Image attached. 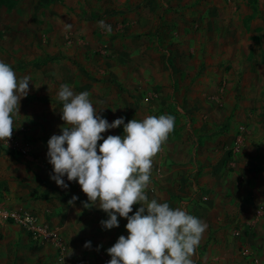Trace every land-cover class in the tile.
<instances>
[{
	"label": "rangeland",
	"instance_id": "1",
	"mask_svg": "<svg viewBox=\"0 0 264 264\" xmlns=\"http://www.w3.org/2000/svg\"><path fill=\"white\" fill-rule=\"evenodd\" d=\"M172 2L177 3V8H171ZM259 2L264 0H0V61L10 65L18 78H31L29 94L20 101V115L14 117L11 139L19 140L20 148L25 145L32 149L31 157L34 156L28 162L24 154L9 148L6 140L0 141V152L25 171L31 169L29 163L35 165L30 179L22 182L40 185L32 193H36V199H50L64 210L73 196L78 197L72 205L77 208L76 216L83 217L78 221L85 222L87 228L80 243L91 242L97 248L76 255L69 252L63 234L54 226L64 251L59 260L60 254L55 250L53 264H67V253L77 264H108L111 257L107 250L121 235H128L127 220L120 217L118 228H102L100 222L108 219L107 214L98 206L84 207L88 198L78 182H69L65 176L68 188L64 189L50 179L53 167L47 157L48 141L53 135H60L64 125L62 102L57 98L62 84L69 85L75 94L89 92L95 110L109 124L121 117L127 124L134 118L173 116L175 129L153 161L151 183L146 190L149 201L168 202L170 207L183 208L206 223L207 229L192 257L194 264H261L256 257L259 249L253 244L255 237L242 239L249 233L242 229L252 228L253 214L245 222L247 214L240 216L237 196L230 198L231 192L224 191L229 181H238L225 173L232 168L221 170L220 178L214 181L210 173L200 178L199 163L193 166L195 151L200 147L192 139L195 119L199 125L211 123L219 127L216 115L225 97L229 95L231 117L236 109L233 102L246 97L232 88L225 89V79L217 72L226 74L232 66L228 60L218 59L219 55L212 58L211 52L222 54L229 39L235 41L244 28L247 32L246 22L239 21L238 26V21L227 17L225 11L230 7L233 11L237 4L253 8ZM231 3H235V8ZM209 5L222 7L210 21ZM148 7L152 12L167 9L165 23L160 26L159 15L150 19ZM226 19L235 20L236 24L228 29ZM100 21L110 25L111 31L102 28ZM241 24L245 27L237 30ZM250 34L254 35L253 30ZM45 57L54 59L42 65H27ZM18 64L26 66L20 68ZM211 101H215L213 108L208 105ZM199 112L205 113L197 116ZM230 128L228 122L223 126L226 131ZM242 132L243 128L238 127L234 133L232 153L239 151L233 152L238 141V149L241 148ZM109 135L122 137L123 125L102 134L105 139ZM35 144L40 149H35ZM179 152L182 161L188 154V164L176 163ZM1 184L0 192H6L7 184ZM139 207L134 205L130 215ZM44 215L50 219L53 214Z\"/></svg>",
	"mask_w": 264,
	"mask_h": 264
},
{
	"label": "clouds",
	"instance_id": "2",
	"mask_svg": "<svg viewBox=\"0 0 264 264\" xmlns=\"http://www.w3.org/2000/svg\"><path fill=\"white\" fill-rule=\"evenodd\" d=\"M99 25L111 31L104 21ZM30 79L18 78L10 65L0 61V141L7 144L15 129L14 117L20 115V101L29 94ZM89 97L86 91L75 94L67 84L58 90L64 125L61 134L48 141L47 157L53 167L50 179L64 189L68 188L65 176L69 182H78L88 198L84 207L98 206L107 214L108 219L100 222L103 229L118 228V217L127 220L128 235H121L107 250L108 264H194L192 257L206 223L168 202L149 201L146 194L154 158L174 131L175 118L147 116L125 124L121 117L109 124ZM122 125V137L102 136ZM77 199L73 196L69 203ZM134 205L140 207L130 215ZM84 247L90 248L91 242Z\"/></svg>",
	"mask_w": 264,
	"mask_h": 264
},
{
	"label": "crops",
	"instance_id": "3",
	"mask_svg": "<svg viewBox=\"0 0 264 264\" xmlns=\"http://www.w3.org/2000/svg\"><path fill=\"white\" fill-rule=\"evenodd\" d=\"M176 4L172 2L171 8H177ZM231 5L235 8V3H231ZM207 8L210 12L207 19L210 21L214 14H218L216 11L221 10L222 7L209 5ZM230 8L226 9V16L236 19L238 26L239 21L241 23L246 22L248 25L246 33L248 34L245 33L246 28H244L242 32H238L239 36L236 37L235 41L229 39L224 47L226 50L222 54L221 52L216 54L213 51L211 54L212 58L214 55H219L218 59L228 60L232 66V70H229L226 74L221 70L217 72L225 79V89L232 88L238 93H245L246 97L244 100L238 99L233 102L236 109L233 111L234 115L232 117L229 116L232 107L227 105L229 95L225 97L224 105L219 115H216L218 117L216 122L220 124L219 127L214 124L211 125V123L199 125L197 119H195L196 132L193 134L192 139L193 143H197L200 149L198 148L195 151L193 166L195 168L199 163L200 178L201 176L206 177L210 173L213 181L220 178L218 173L221 170L232 168L225 173L229 174L228 177L233 175V181L235 179H238V181L233 184H231L232 181H229L226 185L227 189L223 190L231 192L230 198L234 195L237 196L239 208L242 211L240 216L244 212L247 214L245 222L248 220V215L253 214L252 228L242 229L245 232L249 231L247 235L245 233L242 239L248 240V237H255L253 244L259 249L256 252L258 255L256 257L262 264L264 263V35H262L264 29V3L259 2L253 8L237 4L233 11ZM146 11L148 12L147 16L149 15L152 20L156 15H159V19H161L160 26L165 23L164 19L168 15L167 9L162 10V8H159L157 12H152L151 7H148ZM236 21L226 19V25L228 23L230 26L228 29L232 28ZM242 27H245V25L241 24L237 30H242ZM252 30L254 35L251 36ZM48 59L53 60L54 58L45 57L42 61H46L45 63L51 61H47ZM217 67H214L213 70ZM196 90L199 89L196 88ZM214 102L208 103L210 108L215 106ZM202 113L205 112H199L197 116H201ZM208 116L209 118L212 117L209 113ZM209 121L211 122V120ZM226 122L231 127L227 131L223 129ZM238 127L243 128L241 148L237 153H232L231 148L235 140L234 133ZM16 144L20 147L19 140L16 141ZM34 147L37 150L40 149V147L37 148L36 144ZM21 149L26 151L23 158L30 162L34 156L31 157L32 149H27L25 145ZM224 160H227V162L224 163ZM176 163L188 164V154H184L182 161V153L179 152L176 156ZM34 167L33 163H29L31 169L25 171L23 166L18 165L11 157L0 152V186H2V182L6 183L8 189L6 192H0L2 197H0V204L10 209L25 208L35 211L42 220H47L53 227L55 226L60 230L67 250L69 249V252L75 255L76 253L87 252L91 248L93 250L97 249L93 244L90 248H85L86 243H80L84 240L81 237L84 235L83 231L87 228L84 227L85 222L78 221L83 217L76 216L77 208L75 205L70 204L63 210L62 205L58 207L59 205L48 198L50 195L47 196L48 201L38 200L34 196L36 193H32L37 191V187L40 185H36L34 182H27L28 184L22 182L24 178L32 176V172L35 171ZM188 168H192L190 164ZM200 182L205 181L200 179ZM236 190L238 193H236ZM45 212L53 214L52 217L47 219V215H44ZM243 218L241 217V219ZM245 242L250 244L247 241ZM55 250L49 242L32 243L18 226L0 222V264H53L51 259L53 253L56 252ZM68 259L67 264H77V261H74L75 258H70L69 253L65 255L64 260L67 262ZM93 264H99V262L94 261Z\"/></svg>",
	"mask_w": 264,
	"mask_h": 264
},
{
	"label": "built area",
	"instance_id": "4",
	"mask_svg": "<svg viewBox=\"0 0 264 264\" xmlns=\"http://www.w3.org/2000/svg\"><path fill=\"white\" fill-rule=\"evenodd\" d=\"M239 142L240 141L235 143L233 149L234 152L239 150ZM7 146L9 148H14V151L20 152L21 154H25L26 152L20 147H17V144L13 139L8 141ZM0 222L18 226L25 232L32 243H51L60 254L59 260L61 259L64 249L59 241L56 228H54L47 220H42L35 211L25 208L10 209L0 204Z\"/></svg>",
	"mask_w": 264,
	"mask_h": 264
},
{
	"label": "trees",
	"instance_id": "5",
	"mask_svg": "<svg viewBox=\"0 0 264 264\" xmlns=\"http://www.w3.org/2000/svg\"><path fill=\"white\" fill-rule=\"evenodd\" d=\"M49 60H51V59H48L47 61H49ZM46 61H31V62H29L27 65H32V66H34V65H42V64H44ZM18 67H24V66H26V65H22V64H18L17 65Z\"/></svg>",
	"mask_w": 264,
	"mask_h": 264
}]
</instances>
